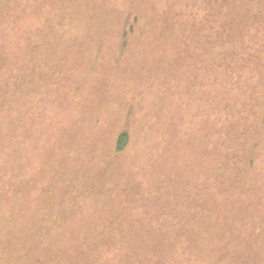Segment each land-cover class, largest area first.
<instances>
[{
    "label": "rangeland",
    "instance_id": "rangeland-1",
    "mask_svg": "<svg viewBox=\"0 0 264 264\" xmlns=\"http://www.w3.org/2000/svg\"><path fill=\"white\" fill-rule=\"evenodd\" d=\"M112 9L117 10L110 16L116 30L126 19L129 25L136 23L131 38L144 20L152 26L128 0H116ZM77 22L74 19L72 26L78 28ZM104 38L106 48L121 40L111 31ZM135 40L116 55L98 56L93 68L90 57L69 55L64 63L48 58L47 65L59 75L51 78L50 94L39 92L31 112L20 109L4 122L8 136L0 143V256L2 248L11 245L16 257L12 264L55 262V253L48 249L49 231L38 242L43 252L20 253L23 245L14 242L30 237L21 228H32L37 236L43 219L72 215L67 231L71 236L76 234L74 224L82 220L81 227L85 222L91 229L101 220L100 213L110 212V200L112 212L120 211L119 231L140 236L159 221L157 214L172 220L173 208L183 206L187 196L214 197L217 190L211 192L207 183L218 174L232 181L219 195V202L234 204L226 210L229 217L241 216L243 206L264 217V72L259 71H264V49L248 47L247 55L241 54L230 69V63L199 68L190 58L192 52L176 64L161 60L158 49L145 50L148 38ZM209 70L216 73L200 81ZM102 73L106 76L98 82ZM193 85L212 96L196 99ZM192 121L204 128L188 129ZM126 130L128 144L117 152V138ZM208 138L223 145L228 159L214 164L205 156L211 153ZM256 228L263 233L264 220ZM256 233L254 229L249 236ZM91 234L89 230V243H83L82 259L90 260L95 249L102 257L111 251V242H96Z\"/></svg>",
    "mask_w": 264,
    "mask_h": 264
},
{
    "label": "trees",
    "instance_id": "trees-1",
    "mask_svg": "<svg viewBox=\"0 0 264 264\" xmlns=\"http://www.w3.org/2000/svg\"><path fill=\"white\" fill-rule=\"evenodd\" d=\"M115 1L0 0V143L8 136L3 128L4 122L9 123L20 109L31 112L33 96L36 97L39 92L50 94L51 78H58L59 75L47 65L48 58L56 57L64 63L69 55L78 60L90 57L93 68L98 56L116 55L130 40L136 42V37H146L149 40L145 50L158 49L162 54L161 60L178 64L187 53L192 52L190 58L194 60L195 67L212 65L216 69L230 63L229 68L226 66L230 69L241 54L247 55L248 47L264 49V0H128L152 23V26L147 25L144 20L135 38L129 36L135 34L136 23L129 25L128 19L119 23V30L114 28L110 16L111 11H117L112 9ZM73 8L72 14L69 11ZM74 19L78 20V28L72 26ZM110 31L117 32L121 40L106 48L104 36ZM102 43L105 48H102ZM59 48L61 51H58ZM220 49H223L222 53ZM128 67H132V62ZM259 71L261 74L264 72L261 68ZM214 73L209 70L202 74L200 81L207 76L212 77ZM98 76L99 82L106 75L102 73ZM66 80L69 81L68 78ZM55 92L61 95L58 89ZM191 93L197 95L196 99L212 96L197 86L191 89ZM3 116L5 119L2 121ZM190 126H193L192 130L204 128L193 121L187 128L190 129ZM129 133L126 130L117 138V152L124 151L130 139ZM208 139L206 142L211 153H204L205 156L214 164L218 159H228L223 145H215L213 139ZM223 162L226 165L225 160ZM209 179L207 184L211 192L217 190L214 197L187 196L183 206L173 208L176 216L172 220L161 219L157 214L155 218L159 221L151 228H144L140 236L130 237L119 231L117 219L120 211L112 212L114 208L109 200L111 211L100 213L101 220L95 221L91 229L85 222L81 227V220L79 224H74L76 234L69 236L67 231L71 228L69 219L72 215L48 217L36 229L40 230L37 236L32 228H21L24 235L30 233V237L14 243L23 245L20 253L26 249L43 252V245L39 246L38 242L49 231L48 249L55 253L53 264H100L102 260L105 264H138L136 262L141 260L144 264H264V232L260 233L256 228L264 217L244 206L241 207V216L229 217L226 210L234 208V204L219 202V195L231 187L232 181L221 180V174ZM109 189L112 191V188ZM254 229L256 236L250 237ZM89 230H92L91 235L96 242L104 240L105 243H112L111 251L104 257L98 255L95 249L91 251L90 260L82 259L83 243H89ZM66 236L71 239H65ZM5 246L1 250L0 264H12L16 257L9 249L11 245ZM113 246L118 247L115 252Z\"/></svg>",
    "mask_w": 264,
    "mask_h": 264
}]
</instances>
